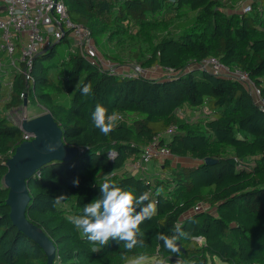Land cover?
<instances>
[{
    "label": "trees",
    "instance_id": "trees-1",
    "mask_svg": "<svg viewBox=\"0 0 264 264\" xmlns=\"http://www.w3.org/2000/svg\"><path fill=\"white\" fill-rule=\"evenodd\" d=\"M65 3L71 17L89 27L96 41L103 36L119 41L134 33L144 43L136 52L143 67L159 64L173 71L160 77L113 74L70 49L68 31L35 55L29 78L11 70L13 88L5 107L22 105L26 93H32L53 113L65 142L79 149L69 160L43 164L37 169L40 175L35 172L28 183L27 216L55 242L54 264H127L137 255L161 257L167 264H220L217 259L264 264V109L243 82L199 65L203 58L218 56L227 65L247 70L264 95V0H255L247 12H229L221 0ZM190 13H194L190 24L159 36L169 24L168 15L176 21ZM63 43H67L64 50ZM58 53H62L63 77L50 62ZM104 55L121 63L115 54ZM4 80L0 73V103L9 88ZM78 83L80 87L91 83L93 94L83 96ZM97 104L110 115L132 119L118 117L115 130L105 136L92 122ZM204 104L208 105L204 114L191 118L177 114L181 107L197 110ZM173 124L177 129L164 135ZM23 135L20 125L0 114V264H47L46 250L14 224L7 203L6 163ZM160 135V145H166L174 157L198 162L173 164V157L153 158L162 171L153 177L126 170L127 162L138 158ZM111 149L117 151L113 158L108 154ZM207 156L215 162H205ZM112 171L115 175L110 179L121 188L137 196L151 191L157 214L140 226L143 247L128 252L122 242L110 240L94 253L93 245L81 238L68 217L81 214L86 204L99 198V184ZM77 178L79 186H74ZM160 187L164 192L157 196ZM60 195L67 199L53 207L52 200ZM198 204L208 207L194 209ZM176 224L190 234L178 242L179 254L155 239L159 232L171 235ZM196 235L204 241L200 243Z\"/></svg>",
    "mask_w": 264,
    "mask_h": 264
},
{
    "label": "built area",
    "instance_id": "built-area-1",
    "mask_svg": "<svg viewBox=\"0 0 264 264\" xmlns=\"http://www.w3.org/2000/svg\"><path fill=\"white\" fill-rule=\"evenodd\" d=\"M254 1L250 0L246 3L242 7V11L252 10ZM0 30V51L4 52L7 58V61H4L0 56V72L3 73L5 84L11 90L13 88V81L10 78L11 70L15 68L24 72L29 78V71L35 55L59 41L66 31L72 38V50L80 51L93 63L108 69L111 73L121 76L147 75L145 68L141 65L122 64L104 55L99 50L91 29L71 17L65 0H0ZM199 65L214 73L243 82L264 109L262 88L247 70L239 66L227 65L215 55L203 58ZM163 69L168 72L173 71L171 67H163ZM118 117L123 118L122 114H118ZM176 129V124H173L163 134L170 135ZM23 136L24 139H30L33 134L24 131ZM160 137L161 135L156 136L138 158L129 160L133 171H139L146 175L147 164L153 158L174 157L166 145H160ZM108 154L113 158L117 151L111 149ZM36 173L40 175L41 172L37 170ZM200 205L198 204L194 209H201ZM195 238L200 243L204 241L202 235H196Z\"/></svg>",
    "mask_w": 264,
    "mask_h": 264
},
{
    "label": "clouds",
    "instance_id": "clouds-1",
    "mask_svg": "<svg viewBox=\"0 0 264 264\" xmlns=\"http://www.w3.org/2000/svg\"><path fill=\"white\" fill-rule=\"evenodd\" d=\"M77 88L85 97L93 94L91 83L83 87H80L78 83ZM117 119L115 113L108 114V110L100 104L96 105L92 113L94 127L105 136L115 130ZM57 147L49 143L46 145V151L55 152ZM114 175L115 172L112 171L103 176L99 184L101 193L99 198L86 204L81 214L68 217L81 238L93 245L91 250L94 253L99 252L101 246L108 245L110 240H115L117 243L122 242V247L128 252L138 246L143 247V233L140 226L157 214V202L152 199L151 191H145L137 196L133 191L125 190L113 182L110 177ZM73 184L79 186V178L75 179ZM163 192V187H160L156 195L159 196ZM66 199L65 195L57 196L52 200L53 207L61 206ZM189 237L190 234L184 231L180 224H176L173 226L171 235L159 232L155 239L162 241L163 247L169 252L179 254L181 248L178 242ZM143 259H145L144 256L137 255L128 259L127 264H140ZM158 264H165V261L161 259Z\"/></svg>",
    "mask_w": 264,
    "mask_h": 264
},
{
    "label": "water",
    "instance_id": "water-1",
    "mask_svg": "<svg viewBox=\"0 0 264 264\" xmlns=\"http://www.w3.org/2000/svg\"><path fill=\"white\" fill-rule=\"evenodd\" d=\"M24 100L26 105L27 98L25 97ZM21 127L24 131L32 133L33 137L21 141L7 160L8 170L4 176V183L9 189L7 203L14 224L38 241L48 255L47 264H54L57 254L55 242L27 216L31 199L28 183L40 166L54 159L69 160L78 153L79 149L65 142L63 129L51 111L25 117ZM49 143L57 145V151H46V145ZM215 160L211 156L205 158L207 163H213Z\"/></svg>",
    "mask_w": 264,
    "mask_h": 264
},
{
    "label": "rangeland",
    "instance_id": "rangeland-1",
    "mask_svg": "<svg viewBox=\"0 0 264 264\" xmlns=\"http://www.w3.org/2000/svg\"><path fill=\"white\" fill-rule=\"evenodd\" d=\"M229 4L227 5L228 8H234L238 9V12H241L242 7L248 3L250 0H244L238 2V0H230ZM234 3V5H231ZM189 14V13H188ZM186 14L184 19L173 21V17L167 16L166 20L169 22L167 27L164 30H161L158 34L159 36H163L164 34L170 32H178L183 26H186V24H190L191 20L194 16V13H190V15ZM181 27V28H180ZM1 35V30H0ZM126 37H123L121 40L117 41V37L113 38L112 40H109L106 38V36L101 37L96 41L97 46L99 50L105 54V53H111L118 56L119 61H121L122 64H138L141 65L140 60L136 57V52L140 51V48L144 46V43L141 42V39L138 38L136 35L133 34H126ZM67 43H63L61 45L62 49L66 48ZM70 49H73L72 46H70ZM64 50V49H63ZM61 61H62V53L56 54L55 57H53L50 62L55 63V68L57 71L61 72V76L63 77V68L61 67ZM142 66V65H141ZM146 74L147 75H158L163 74L165 70L163 67L159 64L153 65V66H144ZM1 73V72H0ZM25 97L27 98V104L23 103L20 106H14L10 108L5 107V103L10 100L11 98V89L8 88L6 94L3 96L2 102L0 103V114H6L10 119H12L16 124L22 126L23 120L25 117H31L34 113L37 111H50L49 108L46 106V104L40 102L32 93H26ZM208 109L207 104H204L201 108L194 110L188 106L181 107L177 110V114L181 118H191L194 114L205 113ZM123 119L126 121H129L132 119L128 115L123 114ZM174 159V158H172ZM196 163L198 162L197 159H194ZM180 161V160H179ZM147 167L150 170H154L155 164L154 161H150L147 164ZM139 172V171H137ZM208 207V204H201L200 208H206ZM164 258L161 257H145L142 261H140V264H158V262ZM217 261L220 264H229L227 262L221 261L220 259H217ZM167 264V263H165Z\"/></svg>",
    "mask_w": 264,
    "mask_h": 264
},
{
    "label": "crops",
    "instance_id": "crops-1",
    "mask_svg": "<svg viewBox=\"0 0 264 264\" xmlns=\"http://www.w3.org/2000/svg\"><path fill=\"white\" fill-rule=\"evenodd\" d=\"M223 2V6L225 8V10L229 11V12H235L237 11L238 9H234V8H228L227 5L229 4V2H231L230 0H221ZM237 1V0H236ZM240 1H244V0H238V2ZM246 1V0H245ZM231 5H234V3H232ZM242 12V10H241ZM0 56L2 57V59L4 61H7V58H6V54L2 51H0ZM165 72L163 74H158V75H149V76H152V77H160L162 75H164ZM208 106V105H207ZM196 109V108H195ZM195 115V114H194ZM193 115V116H194ZM197 115V114H196ZM173 164H176V163H181V164H195L196 161L194 160V158L192 157H179V156H175L173 157ZM180 160V161H179ZM156 167V166H155ZM125 169L130 171V172H134L133 171V168L131 167V164L130 162L128 161L127 164L125 165ZM136 172V171H135ZM159 172H162L161 170H159L158 167H156L154 170H150L148 167H147V172H146V175L149 176V177H153L155 174H159ZM142 173V172H140ZM142 174H145V173H142Z\"/></svg>",
    "mask_w": 264,
    "mask_h": 264
}]
</instances>
